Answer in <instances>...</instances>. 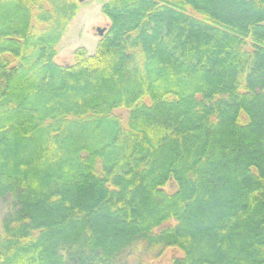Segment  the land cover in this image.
I'll return each mask as SVG.
<instances>
[{
  "label": "trees",
  "instance_id": "obj_1",
  "mask_svg": "<svg viewBox=\"0 0 264 264\" xmlns=\"http://www.w3.org/2000/svg\"><path fill=\"white\" fill-rule=\"evenodd\" d=\"M82 5L0 0V264H264V0Z\"/></svg>",
  "mask_w": 264,
  "mask_h": 264
},
{
  "label": "rangeland",
  "instance_id": "obj_2",
  "mask_svg": "<svg viewBox=\"0 0 264 264\" xmlns=\"http://www.w3.org/2000/svg\"><path fill=\"white\" fill-rule=\"evenodd\" d=\"M108 0H83L82 7L73 22L67 28L62 40L59 43L58 55L56 61L58 63H69L74 61L76 49L84 47L89 54H94L97 49L100 36L97 33V28H108L110 20L106 17L101 7ZM122 117H126L127 111L120 109L116 111ZM34 148L31 149L33 151ZM33 153L17 155L16 160L11 163H16L18 160H27ZM179 250L169 248L159 259L153 261L154 264H173L174 256H181Z\"/></svg>",
  "mask_w": 264,
  "mask_h": 264
},
{
  "label": "water",
  "instance_id": "obj_3",
  "mask_svg": "<svg viewBox=\"0 0 264 264\" xmlns=\"http://www.w3.org/2000/svg\"><path fill=\"white\" fill-rule=\"evenodd\" d=\"M80 1H83V0H80ZM105 31H106V28H100V27L97 28V33L100 37L104 34Z\"/></svg>",
  "mask_w": 264,
  "mask_h": 264
}]
</instances>
